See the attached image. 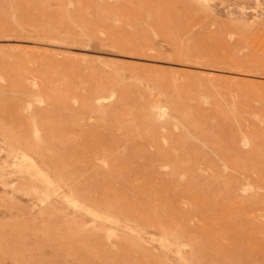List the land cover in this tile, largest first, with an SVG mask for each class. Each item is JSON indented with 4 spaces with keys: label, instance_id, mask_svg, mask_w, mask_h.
Instances as JSON below:
<instances>
[{
    "label": "rangeland",
    "instance_id": "obj_1",
    "mask_svg": "<svg viewBox=\"0 0 264 264\" xmlns=\"http://www.w3.org/2000/svg\"><path fill=\"white\" fill-rule=\"evenodd\" d=\"M0 264H264V0H0Z\"/></svg>",
    "mask_w": 264,
    "mask_h": 264
},
{
    "label": "bare ground",
    "instance_id": "obj_2",
    "mask_svg": "<svg viewBox=\"0 0 264 264\" xmlns=\"http://www.w3.org/2000/svg\"><path fill=\"white\" fill-rule=\"evenodd\" d=\"M111 70V69H110ZM185 263V262H184Z\"/></svg>",
    "mask_w": 264,
    "mask_h": 264
}]
</instances>
